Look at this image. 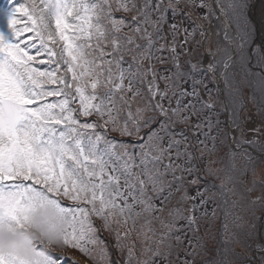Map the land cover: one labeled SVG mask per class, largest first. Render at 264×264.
<instances>
[{"label": "snow or ice", "instance_id": "1", "mask_svg": "<svg viewBox=\"0 0 264 264\" xmlns=\"http://www.w3.org/2000/svg\"><path fill=\"white\" fill-rule=\"evenodd\" d=\"M204 7L210 8L204 0H144L142 6L138 0L0 4V264H61V257L45 247V240L53 237L97 264H111L100 231L114 237L120 253L127 250L128 264L138 246L145 259L137 264H154V258L173 264L172 256L179 258L177 221L187 219L190 228L198 229L196 217H185L180 207L195 197H188L183 175L192 169L171 157L181 143L176 136L184 141L187 136L184 129H173L189 125L191 116L198 115L195 104L180 99L196 93L180 90L183 77L178 71L171 76L157 72L154 61L163 65L166 60L153 49H169L179 69L177 49L191 55L195 49L185 46L194 42L198 29L204 32L198 23L191 32L184 28L178 43L181 25L172 23V43L156 48L165 39V14L169 9L173 15L190 14ZM246 7L243 0H229L238 39L230 40L232 50L218 48L216 63L226 77L234 68L232 76H256L264 83V34L261 43H254L256 29L248 27ZM221 11L228 15L223 5ZM117 12L126 15L117 18ZM228 26L226 22L225 40ZM215 67L209 64V70ZM158 80L165 81L163 89ZM172 97L176 107L170 106ZM165 99L169 107L160 102ZM92 116L96 119L81 120ZM108 132L136 137L139 152L109 139ZM185 155L192 158V153ZM169 174L171 180L166 179ZM175 193L181 195L168 208ZM156 198L161 207L154 204ZM166 210L167 221L156 215ZM156 221L164 231L157 232ZM257 251L264 253V245ZM191 254H196L195 246ZM243 264H264V255L258 260L249 256Z\"/></svg>", "mask_w": 264, "mask_h": 264}, {"label": "rangeland", "instance_id": "2", "mask_svg": "<svg viewBox=\"0 0 264 264\" xmlns=\"http://www.w3.org/2000/svg\"><path fill=\"white\" fill-rule=\"evenodd\" d=\"M259 1L260 0H243V2L247 4V7L243 10L244 15L247 18L248 27H255L256 39L257 25L255 12L256 7H258L257 3H259ZM143 2L144 0H138V6H142ZM166 2L167 0H165V3ZM196 2L199 3L200 0H196ZM204 2L210 5V8H197L190 14L186 10L185 12H179L173 15L171 9H169L165 14L167 24L164 26V31L162 33L165 39L159 40V42L156 44V48H160L161 45L166 43L168 45L172 43V36L168 31V25L172 23H180L181 32L179 37L183 41V29L187 28L188 31L191 32L189 23L192 21L201 22L200 24L204 32L201 38L202 42L204 43L203 48L200 44H197V53L191 54L188 57H184V62L190 63L182 64L177 70L183 77V79H181L179 82L180 86L183 87L186 84L188 90L191 93H196V95L193 97H199V102L196 105V109L204 107L208 111L213 112L216 105L225 106V100L230 102V113L225 107L223 112L220 113L223 118L215 117L212 122V126L223 127V125H226L223 122L227 118V113L231 114L229 117L231 128L235 133V137L237 136L239 139L243 140L244 143L241 144V147L244 148L242 149L243 154H246L249 158H251V162L241 158L240 155L233 156L232 161L229 163L230 165L228 171L232 169L231 176L235 177L237 181L234 179H229L227 181L232 187L231 190L226 192L228 209L226 211L225 206L226 212L223 210L221 213L214 214L210 218L206 217V213L208 215L211 213L212 209L211 205L209 204L211 202L214 203V198L216 196L215 190H218L215 187L217 180L215 170H217V167L222 168L223 165H225L226 169V163L220 160L225 154L228 153L224 148V139L222 138L215 142L216 149H213L214 146L210 140L208 145L211 147V152H209L206 150L208 145L201 144L200 141L194 140L191 136H188L186 141L182 140L179 135L176 136V139L181 140V143L178 147H174V163L180 165L182 168L192 169L191 174L183 173V175L185 177V187L188 197H195V199L187 200L184 204L180 205V207L184 209L183 215L185 217L193 215L196 217L195 229L198 230L190 228L187 219H180L177 221L175 227L179 229V231L174 232V235L181 237V243L177 246L179 249V258L177 259L176 255L174 254L171 259L173 264H182L184 261H188L189 264H199V260L205 264H214L213 253L211 252V249H213L212 247L215 246L213 238L215 236L216 239H220L223 230L222 220L223 223H225L228 215H236L237 221L243 224L245 227L235 228V221H231L232 228L234 227L236 235L233 239L231 259L229 262L230 264H236L243 260L245 261L247 257H252L253 254H255L257 249H252L253 247L260 246L258 242V235L262 225L264 224V188L262 186L264 183V117H262L264 114V83H262L259 77L256 76H248L247 78H242V76L239 74L232 76V73L236 71L234 68H230L228 70L229 75L227 77L224 75L225 70L223 69L222 64L216 63L221 58L220 54L218 53V48H228L229 50L235 48V44L230 43V40L238 39L237 25L235 20L232 18V10L227 8L229 0H217L218 8L221 10V5H223L225 7V11L228 13L227 16L222 11L221 15L217 13L212 0H204ZM197 12L200 13V16ZM208 13H210L209 16ZM168 14L171 15L169 20ZM125 15L126 14L122 12L115 13L117 18ZM205 16L207 19L202 18ZM127 18L130 20L131 16L128 15ZM214 19H217L216 25L214 23ZM226 22L229 25L227 28L229 40H225ZM197 37L198 36L196 35V38ZM254 43H256V40ZM188 46L189 49L192 48L191 44ZM153 52L156 57L160 56L161 51H156L153 49ZM254 61L255 58H253L252 61L253 65ZM169 62L173 63L172 61ZM145 63L147 64V62ZM154 64L157 72L161 75H164V65L166 63L162 65L158 61H154ZM193 64L197 65L195 69L192 68ZM209 64L216 65L214 71L209 70ZM124 67H127V64H125ZM257 69L259 68L253 67L254 72ZM186 77L191 79L190 83L185 81ZM157 83L161 89L165 87L164 80H158ZM144 90L146 91V86ZM157 99L159 98L157 97ZM180 99H182L183 103L186 104L185 98L181 97ZM209 101L214 104L212 108L204 106V104ZM160 102L163 103L165 107H169V101L167 99ZM170 106L176 107V97H172ZM84 119L95 120L96 117H81V120ZM197 124H201L198 121L197 115H192L191 126L196 129L195 125ZM179 127L173 129V131L178 133L181 129H184V132H187L186 128ZM225 128L227 130V127ZM144 131H147V129ZM107 136L109 139L115 140L118 143L129 145V150L134 153H138L140 150V141L136 137L122 136L119 132H108ZM165 143H167V140H165ZM249 150L257 153V157L253 156ZM177 152L180 153L179 157L177 156ZM185 152L192 153V158L190 160L185 155ZM171 157L173 161L174 155H171ZM221 161L224 163L221 164ZM163 163L167 164L168 160L166 159ZM257 164L258 166H261L256 168ZM161 170H163L162 165ZM176 175L179 176L182 175V173L178 171ZM166 179L171 180V174H169ZM193 179H195L197 183H187ZM228 192L232 193V197L236 202L241 198L248 200L250 203L247 201H240L237 204H232L230 202ZM180 195L181 193H175V196L168 205V208H172L176 205L177 198ZM202 199L204 201V205H201ZM153 202L157 207L162 206L160 198H156ZM156 215L161 216L165 221L168 219L167 210L163 213H156ZM215 218L219 220L218 229ZM205 219L207 221H205ZM213 221L214 224H212ZM94 223L99 227V220H94ZM153 227L157 229L158 233L164 231L161 229L158 221L154 222ZM121 231H123V229ZM204 231L207 236L206 240L208 245L211 248L209 250L205 243H203L197 250L195 249L196 254L192 255L191 253L193 252V247H196L197 241L199 237L204 234ZM98 235L106 245L108 260L111 261V264H128L127 250H125L123 253H120L115 247L116 241L113 236H111L107 231H100ZM133 240H135V236H133ZM243 240L248 242L246 243V247L242 244ZM189 241H191V245L189 244ZM173 243L175 244V241H173ZM51 251L52 253L58 254L61 257V264H97V261H94L91 257L81 253L78 249H73L68 246L53 249ZM140 251L141 250L139 246L134 250L135 255L131 260V264H137V260L145 259V257L140 255ZM220 258L221 255L219 253V257L217 259L220 260ZM226 261L228 262V259H226ZM99 264H107V262L100 261ZM154 264H164V262L159 258H154Z\"/></svg>", "mask_w": 264, "mask_h": 264}, {"label": "trees", "instance_id": "3", "mask_svg": "<svg viewBox=\"0 0 264 264\" xmlns=\"http://www.w3.org/2000/svg\"><path fill=\"white\" fill-rule=\"evenodd\" d=\"M1 1H3V0H1ZM151 3L154 4L155 0H151ZM197 13L200 16V13L199 12H197ZM215 13H216V11H215ZM209 15H210V13H208V16ZM170 16L171 15L168 14V20L170 19ZM197 23L201 26V24H200L201 22L192 21V22L189 23L190 31L193 30V28L195 27V24H197ZM216 24H217V21H216ZM201 29H202V26H201ZM200 31L201 30L198 29L195 32V34H194V36L192 38V40L194 41L193 43H191L192 48L189 49L188 45L185 46L189 51H191L192 49H195V51H193L192 54H196L197 53L196 52L197 44H200L201 47L203 48V42L201 40L202 35L200 34ZM196 35L198 36L197 38H196ZM177 42L178 43L182 42V39H180L179 36L177 37ZM196 42H198V43H196ZM248 51L250 52L251 49L248 50ZM177 52L179 53V65L180 66L182 64H184V63H187V64L190 63V62H184V57H188L189 56L188 54H186L180 48L177 49ZM159 57H162V58H164L166 60V64L165 65L163 64L164 68L168 69L167 72L164 71V75L165 76H171L173 73L177 72L178 69H177L176 65L174 63H170L169 62V61H172V59L170 57V54H169V50L165 49V50L161 51ZM259 71H261V70L260 69L255 70V72H259ZM185 81L187 83H190L191 79H189V77H186ZM180 88L183 91L191 93L188 90L186 84L183 87L180 86ZM193 96L194 95H188V96H184L183 97L186 100V104L189 101H191L193 104H195V106L198 104L199 97L198 98H194ZM225 107H226L227 110H229V113H230V102H228L226 100H225V106L216 105L214 107V111L213 112L212 111H208L204 107L198 108L196 110L198 112V115H197L198 121L201 123V124H199L200 127L194 129L191 126V120H190V124L189 125H180V127H179V128H186L187 132H185V135L187 137L191 136L194 140L200 141V143L202 141L203 143H201V144L208 145L209 141L211 140L212 144L214 146L213 149H216L215 142L217 140L222 139V138L224 139V148H225V151L228 152V153L225 154L220 160H222V161H224L226 163V169H225V165H223L222 168L217 167V170H215L216 171V176H217L216 186L215 187L218 190H215L216 191V196L214 198V203L211 202L209 204V205H211V209H212L211 213L208 215L205 212L206 213V217H209V218L213 215V213L214 214H218V213H221L223 210L225 211V206H226V211L228 209L227 208V201H226V198H227V193L226 192L228 190H231L232 187L230 186V184L227 181L229 179H234L235 181H237V179L235 177L231 176L232 175V169L230 171H228L229 165H230L229 163L232 161L233 156L234 155H240L241 158L246 159L247 161L251 162V160H250L251 158H249L246 154H243V150L242 149H244V148H241V144L244 143L243 140L239 139V137H237V136L234 137V139L232 138V136H231V134L229 132V125H228V122L226 120L223 122L224 124H226V125H223V127H220V126L213 127L212 126V122H213L215 117H222V115H220V113L223 112V109ZM227 115H228V118L231 116V114H228V113H227ZM262 117H264V114L262 115ZM225 127H227V130H226ZM263 147H264V145H263ZM173 150H174V148L172 149L171 155H174V160H173V162H174L175 161V153H173ZM206 150L211 152L210 145H208L206 147ZM249 151L251 152V154L253 156L257 155V153H254L252 150H249ZM222 161L220 162L221 164L224 163ZM231 164H233V163H231ZM260 166L261 165L258 166V164H257L256 168H258ZM256 178H257V175H256ZM256 178H255V180H256ZM262 186L264 188V183L262 184ZM228 196H229L230 202L232 204H237L240 201L249 202L248 200H244V199H241V198L236 202L235 199L232 197V193L231 192H228ZM236 196H238V195H236ZM201 205H204V203L203 204L201 203ZM223 219H224V215H223ZM215 220H216V226H217V229H218L219 220L217 218H215ZM232 220L235 221V226H234L235 228L236 227L245 228L243 226V224H241V223H239L237 221V216L236 215L235 216L228 215L227 220H226L225 223H223V220H222V229L223 230H222L220 239H216L215 236L213 238L215 246L212 247L213 249H211V252L213 253L214 264H230L229 261L231 259L233 239H234V237L236 235L234 227L232 228V225H231V221ZM205 221H207V220L205 219ZM214 221H213L212 224H214ZM225 225L227 227H225ZM232 232H233V234H232ZM231 234H232V236H231ZM206 239H207V236H206L205 231H204V234H202L199 237L195 249L197 250L200 245L205 243L207 248L210 250L211 247L208 245V242H207ZM258 242H259L260 246L264 245V224L262 225V227L260 229V233L258 235ZM246 243H248V242L243 240L242 244L245 247H246ZM256 249H257V247H253L252 250H256ZM219 253L221 255L220 260L217 259L219 257ZM261 255H264V253H259L258 257H260ZM226 259H228V262L226 261ZM252 259H254L253 256H252ZM243 262H244V260L239 262V263H236V264H243ZM199 264H205V263L199 260Z\"/></svg>", "mask_w": 264, "mask_h": 264}, {"label": "bare ground", "instance_id": "4", "mask_svg": "<svg viewBox=\"0 0 264 264\" xmlns=\"http://www.w3.org/2000/svg\"><path fill=\"white\" fill-rule=\"evenodd\" d=\"M255 17H256V25L258 29L259 41L261 43V35L264 34V0H260L257 3Z\"/></svg>", "mask_w": 264, "mask_h": 264}, {"label": "clouds", "instance_id": "5", "mask_svg": "<svg viewBox=\"0 0 264 264\" xmlns=\"http://www.w3.org/2000/svg\"><path fill=\"white\" fill-rule=\"evenodd\" d=\"M44 243H45V247L51 250L64 247L63 242L56 237L51 238L50 242L49 240L46 239Z\"/></svg>", "mask_w": 264, "mask_h": 264}]
</instances>
